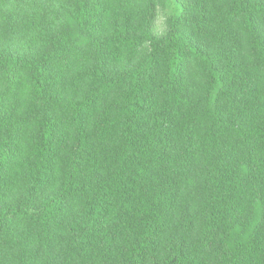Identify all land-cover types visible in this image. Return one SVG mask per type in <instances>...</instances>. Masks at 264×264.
<instances>
[{
	"label": "trees",
	"instance_id": "obj_1",
	"mask_svg": "<svg viewBox=\"0 0 264 264\" xmlns=\"http://www.w3.org/2000/svg\"><path fill=\"white\" fill-rule=\"evenodd\" d=\"M0 264H264V0H0Z\"/></svg>",
	"mask_w": 264,
	"mask_h": 264
},
{
	"label": "rangeland",
	"instance_id": "obj_2",
	"mask_svg": "<svg viewBox=\"0 0 264 264\" xmlns=\"http://www.w3.org/2000/svg\"><path fill=\"white\" fill-rule=\"evenodd\" d=\"M161 22H162V18H161V15L159 16L157 22L155 23V26H156V29H160L161 27Z\"/></svg>",
	"mask_w": 264,
	"mask_h": 264
}]
</instances>
